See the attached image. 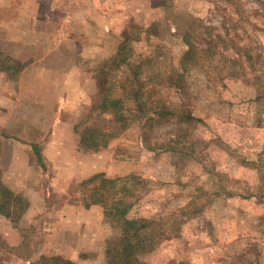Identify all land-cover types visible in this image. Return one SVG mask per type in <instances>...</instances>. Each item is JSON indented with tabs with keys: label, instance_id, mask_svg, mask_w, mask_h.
I'll return each instance as SVG.
<instances>
[{
	"label": "rangeland",
	"instance_id": "obj_1",
	"mask_svg": "<svg viewBox=\"0 0 264 264\" xmlns=\"http://www.w3.org/2000/svg\"><path fill=\"white\" fill-rule=\"evenodd\" d=\"M260 3L0 0L2 183L10 145L24 147L21 157L31 166L11 172L15 189L3 183L28 207L14 221L0 216V264H264ZM191 33L196 54L185 66L181 89L165 90ZM216 35L231 41L224 50L216 43L208 57L204 39ZM123 42L120 53L130 66L110 72ZM136 66L170 111L191 108L201 121L149 126L143 118L116 130L117 137L96 152L77 150L73 128L98 102L100 73L109 71L106 86L118 96ZM71 141L73 152L65 151ZM144 141L163 150L151 151ZM97 173L139 179L128 218L160 221L169 240L128 261L118 250L120 228L108 203L85 208L78 200L80 182Z\"/></svg>",
	"mask_w": 264,
	"mask_h": 264
},
{
	"label": "trees",
	"instance_id": "obj_2",
	"mask_svg": "<svg viewBox=\"0 0 264 264\" xmlns=\"http://www.w3.org/2000/svg\"><path fill=\"white\" fill-rule=\"evenodd\" d=\"M201 28L204 30V34L208 33L209 28L202 26ZM188 38L187 49L180 58L177 71L166 77L165 90L181 89L180 80L183 73L188 70L185 66L194 59L196 54L193 45L196 36L194 37V33H191ZM230 41H226L221 35H216L214 39L208 36L207 39H204L202 53L209 57L217 47L216 43L224 46H222V50L228 49L224 44ZM126 44L127 42L120 44L118 55L109 69L110 72L119 71L124 66H130L127 56L120 53ZM133 68L135 70H132V78L128 81L127 86L122 87L118 96H115L112 89L106 86L109 71L105 70L100 73L95 85L98 102L86 109L85 114L73 128L76 137L75 146L80 152L98 151L101 147H105L109 140L117 137L119 132L126 130L130 122L143 118L149 126L169 124L171 120L176 124L192 126L201 121L191 108L184 113L170 111L161 94L148 89L147 83L142 77L141 66ZM154 95L155 98H153ZM254 101L258 102L260 99L256 98ZM104 115H107L108 118H105L102 123L101 119ZM99 118H101L100 122H97ZM116 130L119 132H115ZM144 142L145 147L151 151L163 150L162 146L153 148L149 143ZM168 148L169 151H174V149ZM138 180L136 177L110 179L103 173H97L82 180L79 184L81 194L78 200L85 208L108 203V215L120 228V236L118 240L116 239V242L119 243L118 250L130 262H134L140 256L153 251L160 243L170 238L167 228L160 221L146 218H128L129 211L138 199L132 189ZM27 207V200L22 195L14 194L3 185L0 173V216L14 221L24 214ZM192 212L194 211L189 210L187 214L195 215V212ZM182 214L184 215L183 212Z\"/></svg>",
	"mask_w": 264,
	"mask_h": 264
},
{
	"label": "crops",
	"instance_id": "obj_3",
	"mask_svg": "<svg viewBox=\"0 0 264 264\" xmlns=\"http://www.w3.org/2000/svg\"><path fill=\"white\" fill-rule=\"evenodd\" d=\"M43 38V34L41 33V39ZM43 82H46V81H41V83H43ZM50 85L49 86H52V84H53V82H50L49 83ZM70 83H68L67 85H69ZM70 86V85H69ZM61 101V103H62V99L60 100ZM67 101V99H65V101H64V99H63V103H67L66 102ZM68 104H69V102H68ZM60 111H62V109L61 108H59V112ZM61 132H62V129L60 130V132H59V134L58 135H60L61 134ZM5 144V143H4ZM9 144V143H8ZM51 145V144H50ZM49 146V145H48ZM47 146V147H48ZM72 146H73V144H72V141H71V143H70V145L69 146H67L66 148H64L65 149V151L66 150H69V149H71V151L73 150L72 149ZM45 147H46V145H45ZM62 147V146H61ZM8 149H10L9 151H11V157H12V159L10 160V162L8 163V165L6 166V168L5 169H3V173H2V180H3V183L6 185V186H9L10 188H13V189H15V187H18L17 185H15V183L17 182L16 181V179H15V175L13 174V173H11V172H13V171H18V166H20L21 165V167L22 168H24L25 170H29L30 169V164H29V162L28 161H26V156H24V154H23V156L21 157V155H22V152H25L26 151V149L24 148V147H20V145L16 142V144H14V145H10V148H8ZM60 150H62L63 151V148H60V149H57V152L56 153H59L60 152ZM45 151H46V149H45ZM70 151V150H69ZM73 152V151H72ZM75 152V151H74ZM16 157V158H15ZM15 158V159H14ZM18 159V160H17ZM22 161V162H21Z\"/></svg>",
	"mask_w": 264,
	"mask_h": 264
}]
</instances>
